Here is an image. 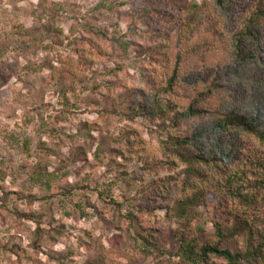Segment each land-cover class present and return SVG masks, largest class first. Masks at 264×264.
<instances>
[{
	"label": "rangeland",
	"instance_id": "1",
	"mask_svg": "<svg viewBox=\"0 0 264 264\" xmlns=\"http://www.w3.org/2000/svg\"><path fill=\"white\" fill-rule=\"evenodd\" d=\"M263 233L264 0H0V264H264Z\"/></svg>",
	"mask_w": 264,
	"mask_h": 264
},
{
	"label": "trees",
	"instance_id": "2",
	"mask_svg": "<svg viewBox=\"0 0 264 264\" xmlns=\"http://www.w3.org/2000/svg\"><path fill=\"white\" fill-rule=\"evenodd\" d=\"M217 3H220L221 0H215ZM239 60L244 61L245 55L239 54ZM253 57V55L249 56ZM247 57V58H249ZM186 116H193L197 114V111L194 109H189L184 113ZM241 128L247 131H254L253 121L247 120L243 115L235 114L233 112L225 114L223 117L217 119V121L212 122L206 129L200 130L197 133H194L191 143L195 140H198L201 137H208L210 135L219 134L224 131L229 130L230 128ZM185 144L189 143V140L183 141ZM205 159V156L202 157ZM261 238L264 240V233L261 235ZM203 256H206L207 253L214 254L216 256L222 257L227 261L228 264H239L242 260H247V254L241 252H231L228 249H219L215 246L204 247L201 251Z\"/></svg>",
	"mask_w": 264,
	"mask_h": 264
}]
</instances>
